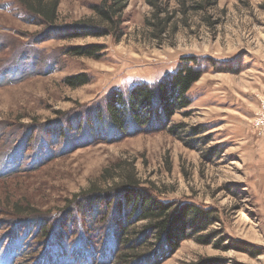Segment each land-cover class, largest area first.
Wrapping results in <instances>:
<instances>
[{"label": "rangeland", "instance_id": "1", "mask_svg": "<svg viewBox=\"0 0 264 264\" xmlns=\"http://www.w3.org/2000/svg\"><path fill=\"white\" fill-rule=\"evenodd\" d=\"M99 1L59 0L57 24L91 21ZM164 1L172 17L160 36L144 23L146 1L128 0L119 41L92 33L36 41L42 26L0 0V264H118V252L143 253L146 222L120 223L119 194L86 198L130 172L171 213L192 205L208 214L159 264H264V127L254 125L264 0L185 12ZM86 45L100 50L66 52ZM190 56L203 73L185 106L126 135L105 119L112 92L155 87ZM78 74L87 82L63 81Z\"/></svg>", "mask_w": 264, "mask_h": 264}, {"label": "trees", "instance_id": "2", "mask_svg": "<svg viewBox=\"0 0 264 264\" xmlns=\"http://www.w3.org/2000/svg\"><path fill=\"white\" fill-rule=\"evenodd\" d=\"M127 1L100 0L91 5L94 14L91 21L67 26L57 24L59 0H15L26 22L42 26V30L33 35L36 41L47 39L49 35L65 38L86 33L110 34L115 41H119L124 34L122 14ZM145 1L152 8V14L150 18H145L144 23L154 27L153 35L160 36L165 32L172 17L169 3L164 0ZM177 1L183 12L189 9L202 10L213 7L217 3V0H200L186 5V0ZM99 50L97 45H86L68 48L66 52L74 55L94 56ZM183 61H185L184 65H181L167 77L168 79L155 87L138 84L128 91L112 92L106 101L105 119L118 132L126 135L130 125L135 129L143 128L151 123L152 118L162 114L170 115L175 109L185 106L188 102L185 94L202 75L203 69L194 56L185 57ZM83 76V74L67 76L63 81L70 86L81 85L87 82ZM87 193L86 198L88 199L95 196L119 194L118 208L122 213L120 223L131 219L146 222L142 230L143 235H146L147 239L152 238L147 241V249L143 253L134 250L129 253L118 252L116 255L118 264H159V261L164 260L177 249L181 240L187 238L189 230L203 229L208 223L207 212L192 205L181 208L175 214L171 213L172 205L160 201L141 188L132 172L125 174L121 183L109 191H89ZM125 244H128V241L120 239L119 245Z\"/></svg>", "mask_w": 264, "mask_h": 264}, {"label": "built area", "instance_id": "3", "mask_svg": "<svg viewBox=\"0 0 264 264\" xmlns=\"http://www.w3.org/2000/svg\"><path fill=\"white\" fill-rule=\"evenodd\" d=\"M254 125L257 128L264 127V99H262L260 108L256 112L255 119H254Z\"/></svg>", "mask_w": 264, "mask_h": 264}]
</instances>
